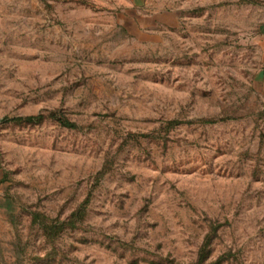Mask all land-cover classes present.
<instances>
[{
  "label": "rangeland",
  "instance_id": "374dc122",
  "mask_svg": "<svg viewBox=\"0 0 264 264\" xmlns=\"http://www.w3.org/2000/svg\"><path fill=\"white\" fill-rule=\"evenodd\" d=\"M0 264H264V0H0Z\"/></svg>",
  "mask_w": 264,
  "mask_h": 264
},
{
  "label": "trees",
  "instance_id": "16d2710c",
  "mask_svg": "<svg viewBox=\"0 0 264 264\" xmlns=\"http://www.w3.org/2000/svg\"><path fill=\"white\" fill-rule=\"evenodd\" d=\"M42 118V116H27L25 119L26 120H39V119H41ZM60 121L63 123V124H65L66 126H69V127H72V126H74V124L73 123H71V122H68V121H65V120H63V119H60Z\"/></svg>",
  "mask_w": 264,
  "mask_h": 264
}]
</instances>
